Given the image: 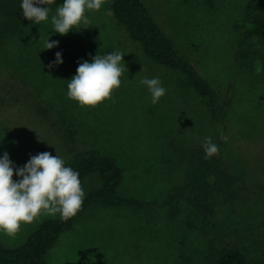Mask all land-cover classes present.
<instances>
[{
    "label": "rangeland",
    "instance_id": "374dc122",
    "mask_svg": "<svg viewBox=\"0 0 264 264\" xmlns=\"http://www.w3.org/2000/svg\"><path fill=\"white\" fill-rule=\"evenodd\" d=\"M112 1L86 10L67 34L46 21L26 18L0 27V145L23 167L48 152L68 162L79 152L112 156L123 170L118 193L156 206L96 205L79 216L55 248L49 264H216L224 246L264 262V41L248 36L253 0H141L175 48L222 95L224 116L212 122L204 99L178 71L149 58L112 11ZM257 5V4H255ZM264 6V0L260 4ZM112 15H108V10ZM58 41L51 49L44 42ZM43 49V50H42ZM119 51L121 85L95 107L67 98L79 63ZM61 53L63 63L49 68ZM158 77L166 94L153 105L144 78ZM211 137L217 155L237 181L239 196L215 200L197 214L187 205L182 154ZM21 177L13 175V180ZM101 186L97 176L82 189ZM179 188L173 199L174 189ZM184 192H183V191ZM186 193V192H185ZM21 224L14 237L0 231V245L16 248L46 219Z\"/></svg>",
    "mask_w": 264,
    "mask_h": 264
},
{
    "label": "trees",
    "instance_id": "16d2710c",
    "mask_svg": "<svg viewBox=\"0 0 264 264\" xmlns=\"http://www.w3.org/2000/svg\"><path fill=\"white\" fill-rule=\"evenodd\" d=\"M22 0H0V27L7 31L20 25L23 20ZM63 4L54 0L50 9ZM257 4V5H255ZM260 0H253L249 11L250 29L248 36H257L264 41V6ZM43 6V5H39ZM112 11L115 18L124 24L132 39L141 43L144 53L154 61L178 70L203 99L214 123H221L224 116L222 95L219 89L205 77L197 67L175 48L152 17L149 9L141 0H113ZM203 144L186 149L182 160L187 166L185 188L187 205L197 214H207L213 210L215 200L221 198L230 202L238 198L239 188L235 176L228 171L221 156L214 155L205 159ZM6 151L0 145V158ZM7 152V151H6ZM79 173L81 187L85 179L97 176L101 186L85 191L81 209L67 221L57 217L44 220L28 237L25 243L16 248L0 245V264H49L46 255L60 242L62 235L70 230L77 218L96 205L121 207L156 206V201H146L125 197L118 193L123 180V170L115 159L97 150L79 152L66 162ZM179 188H175L170 199ZM216 264H260L248 258L239 248L224 246L217 253ZM264 264V262L262 263Z\"/></svg>",
    "mask_w": 264,
    "mask_h": 264
},
{
    "label": "clouds",
    "instance_id": "9594fccd",
    "mask_svg": "<svg viewBox=\"0 0 264 264\" xmlns=\"http://www.w3.org/2000/svg\"><path fill=\"white\" fill-rule=\"evenodd\" d=\"M104 2L105 0H63V4L56 9V14L51 17L53 30L64 35L82 21L89 24L85 11H98ZM53 3L54 0H22L23 17L35 24L46 21L49 17L46 5ZM107 14L112 15L110 9ZM58 43L50 42L48 38L43 49H51ZM123 55L116 51L103 57L96 55L92 62L79 63L76 74L67 85V98L83 107H95L110 98L112 91L121 85ZM61 63V53L57 52L56 60L48 67ZM139 83L147 87L153 105L166 94L158 77L144 78ZM202 146L205 159L219 153V148L211 137H205ZM14 171L16 176L21 177L18 181L13 180ZM84 197L79 173L65 166L64 160L57 155L39 153L31 156L23 167L15 169L6 151L0 158V231L9 237H14L19 232L21 224L32 223L42 213L59 214L63 221H67L81 209Z\"/></svg>",
    "mask_w": 264,
    "mask_h": 264
}]
</instances>
